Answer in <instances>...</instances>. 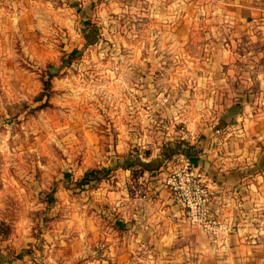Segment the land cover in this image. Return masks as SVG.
Instances as JSON below:
<instances>
[{"label":"rangeland","instance_id":"374dc122","mask_svg":"<svg viewBox=\"0 0 264 264\" xmlns=\"http://www.w3.org/2000/svg\"><path fill=\"white\" fill-rule=\"evenodd\" d=\"M208 1L0 0V264L247 263L234 206L215 201L218 251L168 184L186 157L170 146L218 125L220 52H244L229 38L264 37V0L238 36Z\"/></svg>","mask_w":264,"mask_h":264},{"label":"crops","instance_id":"0c3cea01","mask_svg":"<svg viewBox=\"0 0 264 264\" xmlns=\"http://www.w3.org/2000/svg\"><path fill=\"white\" fill-rule=\"evenodd\" d=\"M255 1L213 0L214 12L226 18L218 27L222 29L220 33L229 29L233 36H238L245 25L251 26L249 18L253 9L263 10L255 6ZM229 40L230 44L242 45L244 52L238 54L235 47L220 52L224 56L220 62L229 66L223 71L220 65L217 84L210 90L214 94V108L218 109L215 122L218 125L204 129L208 137L201 139L206 144L199 147L203 162L198 169L203 170L205 180L215 187L212 209L225 203L234 206L233 212L238 211L234 216L237 232L233 234V251L248 254L246 264H264V50L260 47L264 45V37ZM237 61L242 63L235 64ZM241 199L243 213L237 207ZM259 235L260 244L251 240L248 245L249 237ZM242 259L236 258L235 263L241 264L238 261Z\"/></svg>","mask_w":264,"mask_h":264},{"label":"built area","instance_id":"2783aa9c","mask_svg":"<svg viewBox=\"0 0 264 264\" xmlns=\"http://www.w3.org/2000/svg\"><path fill=\"white\" fill-rule=\"evenodd\" d=\"M184 167L175 168L168 179L173 194L184 207L187 221L208 236L212 246L220 251L225 248L231 224L222 218L219 209H212L214 192L205 183L202 172L189 157L182 156Z\"/></svg>","mask_w":264,"mask_h":264},{"label":"trees","instance_id":"16d2710c","mask_svg":"<svg viewBox=\"0 0 264 264\" xmlns=\"http://www.w3.org/2000/svg\"><path fill=\"white\" fill-rule=\"evenodd\" d=\"M75 52H77V50H73L72 53L70 54V56H72ZM47 84H49V82L47 81ZM48 88V87H47ZM173 146H170L171 151L168 155H166L167 157L173 155V154H184L187 157H189V159L191 160V162L194 164L195 167H199L200 166V152L201 149L199 147H197L196 145L191 144L189 141H185V140H180L177 141L176 143L172 144ZM172 157V156H171ZM154 160H151L150 162H147L148 164L153 162ZM133 164L124 162V164L122 165L123 168H129L132 167ZM149 170H152V168H148ZM110 173V169L103 167V168H97V169H91L88 170L83 177L81 178V180L78 182L79 186H85L90 184L92 181H101L102 179L106 178L107 175H109ZM53 196H50L49 199H51ZM50 201V200H49Z\"/></svg>","mask_w":264,"mask_h":264}]
</instances>
